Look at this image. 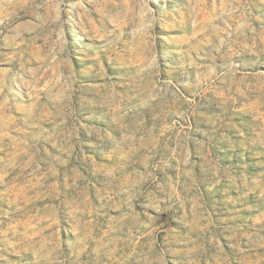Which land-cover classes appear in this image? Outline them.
<instances>
[{
    "label": "rangeland",
    "instance_id": "374dc122",
    "mask_svg": "<svg viewBox=\"0 0 264 264\" xmlns=\"http://www.w3.org/2000/svg\"><path fill=\"white\" fill-rule=\"evenodd\" d=\"M0 264H264V0H0Z\"/></svg>",
    "mask_w": 264,
    "mask_h": 264
}]
</instances>
